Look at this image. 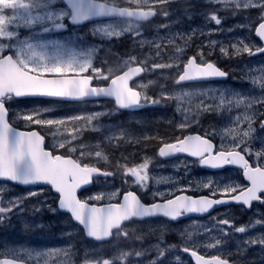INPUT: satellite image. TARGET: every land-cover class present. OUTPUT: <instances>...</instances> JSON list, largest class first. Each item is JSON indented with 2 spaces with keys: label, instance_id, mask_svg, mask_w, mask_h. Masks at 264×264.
<instances>
[{
  "label": "rangeland",
  "instance_id": "rangeland-1",
  "mask_svg": "<svg viewBox=\"0 0 264 264\" xmlns=\"http://www.w3.org/2000/svg\"><path fill=\"white\" fill-rule=\"evenodd\" d=\"M108 1L133 6L157 5L163 12V21L147 25V30L146 26L130 20L99 22L87 29H79L67 26L66 18L63 21L65 28L59 30L55 29L51 22L45 21L26 28L32 34L43 33L44 27L51 29L49 33L52 36L49 34V37L46 36L47 39L43 37L42 41H35L27 38L29 30L23 32L24 28H15V23L20 22L14 21L12 10H5L4 14L0 13V34L5 31H18L16 39H28L29 43L37 46V51H45L49 57L57 51L53 44L48 43L50 41H58L65 53L70 50L77 53H90L93 65L100 70L101 76L105 73L108 77L122 71L125 67L123 62L128 60L129 56L136 57L133 63L137 60L148 62L152 70L156 69L153 68L155 63L173 65V67L157 69L140 80L138 85L142 86L146 92L149 91L150 98L159 100L162 104L166 103L162 98L173 99L168 102L176 104L175 112H172V109H166V111L161 109L154 115L138 117L136 119L138 128L133 131L130 126L124 125L121 121H109L110 116L113 115L116 119V114L120 112L114 107L85 109L78 104L38 101L17 102L12 107L17 124L24 127L38 125L44 128L43 130L51 137V144L57 149L64 150V154L70 153L79 157L83 162L86 160L85 163L88 164L102 163L106 168L116 171L118 179L99 181L93 194H90H107L117 191L119 195L110 200L116 201L122 196L125 185L132 179L130 175H125L120 171V166L136 167L147 159L148 168H150L153 164H158L155 163V159L158 158V146L170 137H178L184 132L204 126L222 139L229 128H246L243 120L237 122V117H243L245 114L251 115L253 111L264 112V105L257 103L255 109H249L256 101L246 100L264 99V88H262L264 85V54L255 53L256 47H261L260 40L255 36V28L262 21L260 16L264 13V9L254 7V0ZM189 1L199 6L180 10L184 3ZM259 2H264V0H259ZM0 3H3V0H0ZM12 3L31 6L33 14L37 11H44L34 4V0H12ZM58 4L53 6V9L66 8L65 5ZM209 5L211 8H207ZM5 7L10 8L11 5L5 4ZM252 8L259 10L249 16L231 15L240 10ZM232 9L236 11H231V14L223 12ZM221 13L228 17L222 16ZM213 14L221 18L220 25L211 21L210 16ZM165 25L167 27H164ZM105 28L120 31L122 35L110 38L102 31ZM129 30L131 32H127ZM129 34H132V38L126 52L118 56L114 52L119 48L115 51L110 50V40L120 39ZM0 42L10 43L3 37H0ZM40 44H47V47L41 49ZM157 44L160 45L159 54H157ZM245 45L251 49V53L241 51L237 55L235 49L243 48ZM177 47L182 50L181 53H176ZM221 48L226 49L228 54H222ZM191 55H197L202 60L210 59L216 62L230 59V63L233 58H241V62L238 66L232 67L233 74L229 82L177 86L164 89L159 92V97L156 96L153 88L162 82L172 80L176 82L183 64ZM102 63L104 72L100 68ZM225 65L229 66L228 63ZM177 97H182V99L178 100ZM222 97L225 104L220 105ZM237 98L241 99L243 105L236 107L235 103L227 104L228 100L235 101ZM26 116H32L33 121H26ZM90 116L96 118L89 119ZM260 118L257 115L253 120L255 131L250 138L248 154H251L256 162L264 164V160L255 155L257 151L264 150V130L260 128ZM231 139V136H227L223 141L230 146ZM98 152L99 156H97ZM161 171L157 170L152 173L151 180H154V185L149 191L152 200L176 195L183 189H197L199 192L203 190L213 192L212 189H216L214 193L219 194L226 185L239 184L242 186L241 180L228 174L214 177L202 176L197 181V174L191 170L178 174ZM151 180L149 178L147 187ZM210 181L212 189H204L202 185ZM160 191L165 192L166 196L154 195ZM33 192L39 194L30 195ZM107 201L109 200L105 199L97 203ZM57 203L58 197L50 188H20L0 181V207L11 209V211L0 214V264L5 256L24 259L34 264H126V256L123 255L126 246L123 242L132 236L131 233L150 235L157 232H160V235L162 233L163 235L170 233L177 235L178 243H170L165 237L162 240V243L171 249L172 257H179L183 253L181 249L188 247L203 254L220 255L232 260L235 264H264V246L244 244L247 239L264 235V227L255 226L258 219L264 224L262 216L264 211L260 207L245 212L236 206L228 207L205 219L190 218L177 224L164 219L135 223L130 226L126 224L124 231L118 234L116 240L106 245L109 251L110 246L112 247L109 259L104 252L94 253V248L90 244L79 241L80 227L68 222L65 218L57 217L58 210L55 212L50 210L57 208ZM223 219H228L229 225H219V221ZM235 227H245L246 232L235 233ZM189 234L191 239H189ZM156 237L160 238L149 242V245L144 248L139 246L138 254L143 257L137 254L132 259V264H151L152 259H155L158 254L157 251L161 250L155 248L161 243V236ZM217 238L222 239L221 245H217L221 242ZM208 244H211L212 248L207 247ZM241 249L245 251L241 252ZM28 252H31V255H28ZM175 264H192V262L182 254Z\"/></svg>",
  "mask_w": 264,
  "mask_h": 264
},
{
  "label": "snow or ice",
  "instance_id": "snow-or-ice-1",
  "mask_svg": "<svg viewBox=\"0 0 264 264\" xmlns=\"http://www.w3.org/2000/svg\"><path fill=\"white\" fill-rule=\"evenodd\" d=\"M59 0H34V4L44 11H38L33 14V9L27 4L12 3V0H3L0 3V13L4 14L5 10H12L15 28H31L33 25L43 23L45 21L51 22L53 27L57 30L65 28L63 21L67 18L71 24L78 25L84 21L91 19L93 16H103L106 13L114 12L113 9H106L104 5L98 4L96 0H63L67 5L66 8L53 9ZM5 4H10L11 7H5ZM254 7L264 9V2L254 0ZM124 15L123 12L120 13ZM132 15V13H128ZM151 14L141 13L137 16L138 19H148ZM166 17V16H165ZM211 21L220 25L221 18L217 14L210 16ZM260 20L264 21V13L260 16ZM264 23V22H262ZM164 27H167L165 25ZM259 27L255 29V34L264 41V33L260 32ZM51 29L43 28V32L47 33ZM105 35L110 38L119 37L122 35L120 31H112L107 28L102 29ZM127 32H131L130 30ZM18 31H5L0 34V37L6 38L10 43L0 42V106L4 108V112L0 115V178L15 183L28 184H45L50 186L52 190L58 195V207L50 209L52 212L56 210H66L75 222L83 223V218L96 212L98 208L103 207L105 211H119L120 209L108 208L109 204L104 206H97L96 203H89V201L99 202L101 200H113L119 193L112 191L110 193H97L90 195L87 199L78 198V190L86 189L94 181V176L103 175L105 177L116 175L112 171H101L93 169L89 176L76 180L72 174L67 170L66 166L61 162L59 155L54 154L53 151H46L43 147L41 138L29 135L26 132H14L10 125L7 116L8 109L6 105L13 99L23 97H54V98H84V97H113L115 103L119 108H129L131 106H148L158 105L159 100L152 99L142 92L135 90L134 86H130V81L134 77L139 76L142 72L149 69L144 67H131L130 62L136 57L129 56L125 60L124 66L127 70L123 75H115L111 79L108 87L99 88L91 87L90 83L93 80L91 74L84 75V73L95 72L100 76V70L93 65L91 54L77 53L75 51L64 52L58 41H50L57 51L51 57L45 51H37V46L29 43L28 39H16ZM14 41V42H12ZM144 43V41H141ZM171 43V41H169ZM187 44V42H186ZM47 44H40L39 48L44 49ZM157 54H159L160 45H156ZM222 54L227 55L226 49H220ZM236 54L241 51L251 53V49L245 45L243 48H236ZM264 51V47H256V52ZM182 50L177 47L176 53H181ZM179 58V56H177ZM200 69L193 72V67ZM173 67L171 64L155 63L153 68H167ZM183 75L179 82L194 81L203 78L226 77V73L216 67L213 63L201 61L196 62V58L188 59L183 64ZM45 74H51L55 78H45ZM71 74V75H70ZM109 79V77H104ZM264 88V85H262ZM182 99V97H177ZM248 102L256 101L249 109H255V105L259 103L264 105V99L253 98L246 99ZM235 103L236 107L243 105L240 98L235 101L228 100L227 104ZM225 104L222 97L220 105ZM99 115V114H97ZM259 115L264 117V112L253 111L251 115L245 114L243 117H237V122L241 120L246 125V128L236 127L226 130L225 137L231 136L230 146L224 144L222 137L221 144L218 148L210 138L197 136H187L184 139H178L176 143L165 144L159 149L160 157H171L176 154H187L188 156L197 158V162L201 166L211 169H222L226 166H239L243 170V176L249 182V185L241 186L239 184L226 185L222 190V195L227 194L231 201L241 203L245 206H251L253 202L264 203V167H253L245 155L249 153L250 138L255 129L253 128V120ZM96 117H89L95 119ZM25 120L33 121L32 116H26ZM51 122V121H49ZM39 123V121H37ZM183 127V125H181ZM260 128L264 129V122L260 124ZM233 133H235L233 135ZM244 153V154H242ZM100 153H97L99 156ZM255 155L264 160V150L257 151ZM149 161L145 159L142 164L136 167L124 168L120 166V171L125 175L134 177L135 184L141 188L148 186L149 175L148 169ZM204 189H212V182L204 183ZM213 193L216 189H212ZM42 192V190H41ZM238 193V194H237ZM39 193L33 192L30 195H37ZM154 195L165 197V192H157ZM166 202H170L166 203ZM228 201L224 199H194L187 198V195L176 196L175 199L166 198L163 203H153L150 206H145L140 198L133 191H125L123 194V202L116 203L121 208L131 207L136 211V215L141 218L149 216H162L176 221L182 218L185 214H204L208 213L214 205L224 204ZM155 206V207H153ZM11 211L9 208L0 207V214ZM219 225H229L228 219L219 221ZM87 227V225H84ZM255 226L264 227V224L258 219ZM251 230V229H249ZM246 232L245 227H235V233L243 234ZM89 238H92V233L89 231ZM189 239L191 235L189 234ZM163 233L161 236V243L157 244L155 248H160L161 251L157 254L155 259H152L151 264H162L167 253L171 249L162 243ZM221 242L217 245H221ZM244 244L251 246H264V235L256 238L247 239ZM216 245V246H217ZM207 247L212 248L211 244ZM185 253L189 251L188 247L183 249ZM245 249H241L244 252ZM147 254V253H146ZM31 255V252H28ZM191 256L195 258V264H235V262L222 258L220 255H214L211 259H205L203 255H198L196 251L191 252ZM3 264H12V261L4 260ZM173 264V262H170Z\"/></svg>",
  "mask_w": 264,
  "mask_h": 264
},
{
  "label": "flooded vegetation",
  "instance_id": "flooded-vegetation-1",
  "mask_svg": "<svg viewBox=\"0 0 264 264\" xmlns=\"http://www.w3.org/2000/svg\"><path fill=\"white\" fill-rule=\"evenodd\" d=\"M60 4H62V2H59L58 5H60ZM160 14H161V12H160ZM159 17L160 16H158L157 18H159ZM22 30L24 32L26 30V28H24ZM100 68H102V66H100ZM103 72H104V70H103ZM86 74H88V75L91 74L92 76L95 77L94 78V82H93V85H95V86L106 85L110 81V77L109 76H108L109 79H105L104 78V77H107V75H105V73L103 74V76H101V75L97 76L96 73L92 72V71H89ZM172 84H175V82L172 81ZM172 84H170V85H172ZM171 88H173V87H171ZM22 101H38V102H44V103H53V102L55 103L56 100H51V99H46V98H39V99H36V100L35 99L21 100V101H20V99L11 100L7 104V106L11 110L12 121L15 124H17V123H16L15 118H14V111H13L12 107H13V105H16L17 102H22ZM59 104H78V103L74 102V103H59ZM80 104L85 109H96V108H99V107H101L103 105L107 106V107H114L116 109L115 103L113 101L107 102V101L90 100V101L82 102ZM159 104L161 105L160 107L165 108V109H174L175 108L174 105H176L174 102H166L165 104H162V103H159ZM148 109H151V108H148ZM147 113H149V112H147ZM151 113H153V112H151ZM262 122H264V117L260 118L259 125ZM40 129L43 130L42 128H40ZM262 130H264V129H262ZM190 133H195V134L201 135L203 137L210 138L212 140L213 144H214V147H216V148H218L220 146L221 141H222V139L218 135H214L208 127H204V126L203 127H197V128H194L192 131H190ZM182 137H183V135H181L179 137H170L167 141H165V142H163L161 144L176 142L178 139H181ZM157 156H158V158L155 159V163H158V164L157 165L153 164L152 166H150V168H148V170H147L148 173H149L148 175H152V173L157 171V170H162L161 172H163V171H166V172H169V173L173 172V173H176V174H178V173H186V172H188V170H191L194 174L195 173L197 174L196 180L198 181L202 176L214 177V176H217V175H223V174H227V173L231 174L230 172H235L240 180L245 181L244 178H243L242 170L239 169V168H236V167H229L228 166V167H225V168H222V169H211V168L199 165L198 162H197V158L191 157V156H187V155H179V156H175V157H171V158L160 157L159 156V150H158V155ZM248 158H249V160L252 162V164L254 166H260L261 165V167H264V164L262 162H256L255 159H253L251 157H248ZM110 170L112 172H115L116 175L111 176V178L110 177L99 178V180H106V179L115 180V179H118L117 172L113 171L112 169H110ZM134 180H135L134 177H132V179L130 180V183H131L130 185L132 187L141 189L143 191H147L148 190L147 187L146 188H141V187L137 186L135 184ZM153 181L154 180H151V182H153ZM245 185H247V184H245V182H244L242 184V186H245ZM193 190L195 192L194 193L192 191L193 194H196V195H198L199 193H203V194L204 193L205 194L208 193V195L210 194L211 196H215V197L222 196L221 193H219V194L216 193L215 194V193L210 192L208 190H203L202 192H199L197 189H193ZM93 192H94V190H91V191H89V194H93ZM224 195H227V194H224ZM259 207H260L261 210L264 211V204H261V206H259ZM218 211L220 212L221 210H218ZM262 215H264V213Z\"/></svg>",
  "mask_w": 264,
  "mask_h": 264
},
{
  "label": "water",
  "instance_id": "water-1",
  "mask_svg": "<svg viewBox=\"0 0 264 264\" xmlns=\"http://www.w3.org/2000/svg\"><path fill=\"white\" fill-rule=\"evenodd\" d=\"M102 5H104V4H102ZM104 6H105L106 9H113L114 10V12L106 13L105 15H103L104 17L114 16L116 14H120L121 12H125L126 11V10H123V9L119 10L118 8H116L114 6H107V5H104ZM132 16H135V15H132ZM95 18H98V16H93L91 19H89L87 21H84L82 23L88 22V21H90L92 19H95ZM259 31L264 33V23L261 24V27H260ZM45 78H49L50 79V78H55V77H45ZM84 98H86V97H84ZM84 98H78V99H84ZM63 99H66V98H63ZM71 99H73V98H71ZM131 107L139 108L140 106H131ZM131 107H129V108H131ZM4 111H5L4 108L2 106H0V115H2ZM12 135L14 136L15 133L13 132ZM29 135L36 136V134H34V133L29 134ZM61 162L66 166L67 170L72 174V176L76 180L85 178V177L89 176L90 174H92V170L93 169L79 168V167L76 166V164L72 165L70 160H66V159L61 158ZM0 179L5 180L3 178H0ZM18 184H21V183H18ZM21 185L27 186V185H24V184H21ZM28 185H31V184H28ZM81 190H78L77 195H79ZM189 198H192V197H189ZM199 199H206V198H199ZM221 199H224V200H226L228 202H226L224 204H220V205H214L213 208L208 213H204V214H185L183 217H188L190 215H206V214H209L212 210H214V209H216V208H218L220 206H224V205L231 204L232 202H234V201H231L230 197L221 198ZM122 202H123V200H122ZM167 203L170 204V202H167ZM234 203H237V202H234ZM108 208L120 209V210L119 211H105V210H103V207H101V208H98L96 210V212L90 214L89 216L84 217L83 218V223H79V224H81L83 226V228L85 229L87 235H88V233L90 231L92 233V238H95V239L107 238V237H109L111 235V232H112L113 229L120 228L121 225L124 222L128 221L129 219H131L133 217H138L136 215V211L133 208H131V207L121 208L120 205H118V204H111V205H108ZM62 211L66 212V210H62ZM85 224L87 225V227L84 226ZM103 224H105L108 227L107 230H104V228L102 226ZM189 252L191 254L192 251H189ZM197 254L200 255L199 253H197ZM205 259H208V258H205ZM4 260L12 261V264H28L25 261L17 260V259L9 258V257L4 258L3 261ZM194 261H195V258H194Z\"/></svg>",
  "mask_w": 264,
  "mask_h": 264
},
{
  "label": "bare ground",
  "instance_id": "bare-ground-1",
  "mask_svg": "<svg viewBox=\"0 0 264 264\" xmlns=\"http://www.w3.org/2000/svg\"><path fill=\"white\" fill-rule=\"evenodd\" d=\"M151 25H152V23H151ZM153 29V28H152ZM47 35H48V32H47ZM44 39H47L46 38V36L44 37ZM31 40H35V41H42V39L39 37V36H37V37H35V38H31ZM226 64V63H225ZM44 129V128H43ZM263 147V146H262ZM134 225V224H133ZM142 234V233H141ZM209 252V251H208ZM212 253V252H211ZM182 254H184V253H182ZM217 255V254H216Z\"/></svg>",
  "mask_w": 264,
  "mask_h": 264
}]
</instances>
